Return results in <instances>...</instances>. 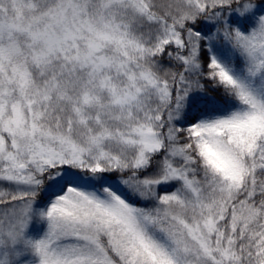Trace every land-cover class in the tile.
Listing matches in <instances>:
<instances>
[{"label":"snow or ice","instance_id":"snow-or-ice-1","mask_svg":"<svg viewBox=\"0 0 264 264\" xmlns=\"http://www.w3.org/2000/svg\"><path fill=\"white\" fill-rule=\"evenodd\" d=\"M0 264H264V0H0Z\"/></svg>","mask_w":264,"mask_h":264},{"label":"trees","instance_id":"trees-1","mask_svg":"<svg viewBox=\"0 0 264 264\" xmlns=\"http://www.w3.org/2000/svg\"><path fill=\"white\" fill-rule=\"evenodd\" d=\"M237 26H239V25H237Z\"/></svg>","mask_w":264,"mask_h":264}]
</instances>
